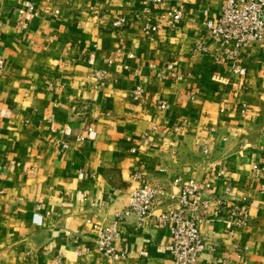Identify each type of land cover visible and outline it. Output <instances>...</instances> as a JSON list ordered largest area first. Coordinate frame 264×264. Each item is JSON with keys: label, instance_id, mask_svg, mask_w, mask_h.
I'll use <instances>...</instances> for the list:
<instances>
[{"label": "crops", "instance_id": "crops-1", "mask_svg": "<svg viewBox=\"0 0 264 264\" xmlns=\"http://www.w3.org/2000/svg\"><path fill=\"white\" fill-rule=\"evenodd\" d=\"M221 1L183 0L172 28L168 0L145 13L146 0H0V264H171L167 228L126 217L114 260L91 223H110L144 182L171 195L186 177L249 212L232 236L226 206L201 218L195 264H264V41L238 69L194 52Z\"/></svg>", "mask_w": 264, "mask_h": 264}, {"label": "built area", "instance_id": "built-area-1", "mask_svg": "<svg viewBox=\"0 0 264 264\" xmlns=\"http://www.w3.org/2000/svg\"><path fill=\"white\" fill-rule=\"evenodd\" d=\"M166 0H146L144 13L151 7H160ZM183 0H168V8L163 12L162 19L169 27H177L184 15ZM35 5L29 4L19 9L20 15L27 11L29 16L35 13ZM126 17L120 15L112 19L113 26H122ZM24 25V23L22 22ZM159 28L151 16L145 15L143 29L153 33ZM207 40L210 42L208 43ZM264 41V0H222L219 13L208 25L205 37L194 44L196 53H211L219 64L229 63L232 68H239L242 52L252 42ZM92 56H90L91 59ZM172 67V62L167 64ZM2 63L0 61V72ZM97 76L102 72L97 71ZM173 76L174 73L171 72ZM143 89L136 85L132 91L134 99H140ZM159 107H165L160 103ZM90 129V127L88 128ZM78 140L84 136L79 135ZM66 146V142H62ZM255 170L258 169L253 165ZM136 179L142 176L136 172ZM178 183V191L168 195L166 190L155 182H144L133 188L128 194L126 206L116 213V217L107 224L91 223L94 247L105 257L118 260L124 253L118 249L119 226L128 216L140 222L155 223L169 231V244L166 249L171 253V264H195L198 254L204 247L198 222L208 212L218 211L226 206L225 212L217 215L224 225L225 232L232 236L236 231L247 225L249 220L248 207L244 203H228L226 197L210 192V182L194 177L174 179ZM169 202H165L166 197ZM40 205L35 206L33 219H41ZM158 212H154L155 210Z\"/></svg>", "mask_w": 264, "mask_h": 264}]
</instances>
